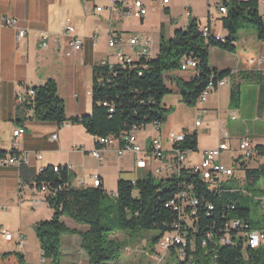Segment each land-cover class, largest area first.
<instances>
[{"label": "crops", "instance_id": "1", "mask_svg": "<svg viewBox=\"0 0 264 264\" xmlns=\"http://www.w3.org/2000/svg\"><path fill=\"white\" fill-rule=\"evenodd\" d=\"M132 1L0 0V152L11 151L12 131L22 127L25 132L18 139L16 156L25 160L22 164L26 170L38 173L47 166H66L72 186L80 187L82 182L83 187H92L94 180L99 179L101 187L114 196L120 179L133 181L148 174L158 178L170 176L172 172L164 169L171 158L170 132L179 136L197 134L196 151L188 153L186 166L198 163L202 152L214 148L226 133L229 148L221 160L233 167L240 184L243 171L235 165L241 154L239 142L248 137L255 147L264 146V37L258 39L252 30L240 31L233 52L217 47L210 49V68L229 73L226 83L215 88L206 101L188 105L181 99L177 82L189 81L197 72L179 69L165 75L169 88L162 101L167 109L166 119L158 127L151 123L135 131L136 141L142 148L139 154L119 155V144L113 142L100 148V158L95 157V138L81 124L37 121L32 118V110L23 106L27 91L51 78L57 84L67 118L89 114L93 66L121 63L118 50L132 62L137 61L140 57L136 47L128 43L134 35L145 42L148 57L158 53L161 33L171 37L176 29L186 28L191 20L197 21L200 27L209 26L222 37L227 35L221 23L223 15L217 9L222 5L221 0H168L166 4L160 0H141L146 13L139 17L125 13L128 8L133 10ZM67 21L82 41L81 49L70 54L64 32ZM20 30L25 32L22 37L17 35ZM110 36L118 39L114 47L108 46ZM233 92L234 100L231 99ZM198 120L200 123L196 125ZM53 134H57L54 140ZM157 136L164 149L161 160L149 152L151 139ZM193 152L197 154L196 161L191 160ZM138 158L145 161V167L137 166ZM251 161L246 162L248 167L264 164V155L259 154ZM20 165H0V229L22 236L24 246L19 247L15 239L5 240L0 232V254L20 251L25 256L31 251L37 258L33 264H48V259L42 260L33 228L35 222L42 220L37 215L46 201L32 208L31 198L43 197V194L37 190L30 174H24V179L21 177ZM156 169L162 171L156 172ZM51 216L50 208L48 218ZM68 219L71 218L62 217L69 228L86 229V225L72 219L75 224L67 225ZM62 244L72 259L70 264H87L77 234H63L60 248ZM78 249L84 254L81 263L73 260Z\"/></svg>", "mask_w": 264, "mask_h": 264}, {"label": "trees", "instance_id": "2", "mask_svg": "<svg viewBox=\"0 0 264 264\" xmlns=\"http://www.w3.org/2000/svg\"><path fill=\"white\" fill-rule=\"evenodd\" d=\"M221 1L227 9L221 18L222 27L227 32L223 40L204 38L197 21L191 20L186 28L176 29L171 37L161 33L158 53L154 57L146 55L130 63L111 65L104 62L93 66L89 114L67 118L57 84L51 78L33 86L32 94L27 91L23 106L32 110V118L37 121L81 124L94 138L112 135L120 140V144L123 133L133 127L140 129L154 122L162 123L167 115L162 101L169 92L165 78L168 72L179 70L187 59L197 61L196 76L189 81L177 82L182 101L188 105L195 104L212 74L219 79L229 73L228 70L210 68L211 48L235 51V42L242 30L254 31L258 39L264 37V15L258 11V0ZM234 96L235 92L231 99L234 100ZM175 147L196 151L197 134L185 135ZM256 148L260 155H264L263 145ZM6 154L0 152V158ZM238 167L250 186L264 176V164L248 167L246 162H241ZM20 173L23 179L24 174H30L35 184L44 183L48 188L56 189L54 194L45 195L52 209L51 218L39 220L33 226L41 257L48 259V264H61L60 243L65 233L79 236L87 264H121L118 254L121 240L114 236L119 231L155 230L157 235L151 238L153 248L159 238H163L171 221L177 218L176 212L166 203L184 183H193V195L198 199L196 213L190 220L191 228L183 227L185 258L178 256L173 262L164 264H264V244L246 249L242 239L231 245H214L210 241L200 243L206 230L211 228L212 232H217V228L230 219L242 220L251 228H264V214L258 200L264 194V188L253 193L250 188L240 187L237 178H230L220 191H213L207 188L198 174L183 168L179 175L160 178L158 182L151 174L134 180V183L120 179L113 196L101 185L72 186L66 166H57L56 171L54 166H47L36 173L32 169L26 170L21 164ZM110 195L111 201L108 200ZM250 204L260 210L257 217H253ZM208 205H212L213 210L209 211ZM63 216L86 225V229L69 228L62 221ZM169 253L176 255L174 250ZM0 264L27 263L22 252L7 251L0 254Z\"/></svg>", "mask_w": 264, "mask_h": 264}, {"label": "built area", "instance_id": "3", "mask_svg": "<svg viewBox=\"0 0 264 264\" xmlns=\"http://www.w3.org/2000/svg\"><path fill=\"white\" fill-rule=\"evenodd\" d=\"M112 3H115L116 0H109ZM162 4L168 3V0H160ZM264 3V0H258V2ZM133 10L128 8L126 14L133 15L136 17L142 16L146 13V8L142 5L141 0L132 1ZM97 10H100L101 7H97ZM218 11L220 14H226V7L224 5L218 6ZM8 24H13L14 21H7ZM199 31L204 38L213 37L216 40H223V37L213 31L209 26H199ZM64 32L68 36V45L70 54L72 51H78L81 49L82 41L76 36L74 32V26L71 22L67 21L64 26ZM24 31L20 30L18 36L22 37ZM118 42L116 37L110 36L108 39V46L114 47ZM128 43L136 47V52L141 56L147 55V48L145 47V42L139 39L138 35H134L128 39ZM117 55L121 63H130L132 62L128 57L124 56L121 50H118ZM197 69V61L194 59L185 60L180 67V70H193ZM226 83V77H221L216 79V76L212 74L210 80L208 81L205 88L202 90L200 95L197 98V101H206L208 95L218 86L224 85ZM29 94H32V90H28ZM24 98V97H23ZM200 123V120L196 121V125ZM156 127L160 123L154 122ZM137 128L133 127L130 131L123 133L121 137V144L118 138H115L112 135L106 137L95 138V143L97 149L93 151L95 157L100 158V148L103 146H109L113 142L119 144L117 153L119 155L123 153H133L139 154L142 152L141 146L137 143L135 137V131ZM24 128L17 127L12 131V148L6 156L0 158V165L7 166L10 164H22L25 163L24 159H20L16 156V147L18 144V139L24 134ZM184 136H179L177 133L170 132L169 140L171 142V158L165 165L164 169L172 172L170 175L176 174L179 175L181 169H188L193 174H198L199 178L207 184V188L213 191H220L222 189L223 183L229 180L230 178H235V172L232 166L225 164L221 158L223 153L228 150L229 145L227 143V134H223V139L219 143L210 149H206L202 152L201 159L196 164H191L186 166L185 163H188V153L191 151L181 150L176 148L175 144L180 142ZM53 140L57 138V134H53L51 137ZM238 148L240 150V156L236 160L235 165H240L241 162L251 161L259 155L257 148L252 144L251 140L248 137L243 138L239 144ZM149 152L155 159L161 160L164 157V149L161 144L160 137H153L150 142ZM138 167H145V161L141 158H138L136 161ZM54 170H57V166H54ZM162 169H156V172H161ZM134 183V180L132 181ZM37 190L43 194V197L33 196L31 198V206L35 208L39 206L45 200V195H52L56 192V189H50L44 183L35 184ZM100 185L99 179H95L93 186ZM80 187H83V183H80ZM194 185L193 183L183 184V187L174 194L173 198L166 203V206L173 209L177 214V218L173 219L169 225V229L165 231V238H159L157 244V254L167 255L171 250H174V253L179 256V258H185L184 248H183V227H190V220L194 217L196 213L195 206L198 204V199L193 195ZM258 200L260 201V206L262 213L264 214V194L261 195ZM208 210H213L212 205H208ZM206 214H209L207 211ZM191 228V227H190ZM3 237L7 241L13 239L16 240V243L19 247L24 246V238L22 236H15L11 231L1 230ZM242 239V244L244 247L255 249L264 244V228H251L247 223L239 219H230L223 222L221 227L217 228V232H212L211 228L206 230L204 236L201 239L200 243H207L210 241L214 245L216 244H225L231 245ZM194 251V250H193ZM165 259V258H164ZM44 260V258H42ZM162 261L161 259L159 260Z\"/></svg>", "mask_w": 264, "mask_h": 264}, {"label": "rangeland", "instance_id": "4", "mask_svg": "<svg viewBox=\"0 0 264 264\" xmlns=\"http://www.w3.org/2000/svg\"><path fill=\"white\" fill-rule=\"evenodd\" d=\"M221 3V1H220ZM258 11L261 15H264V4L262 2H258ZM206 23V20H205ZM243 32V31H242ZM242 32H239L238 36L241 35ZM248 32V31H245ZM191 160L196 161L197 160V154L193 152L191 155ZM253 164V162L251 161ZM155 179V182H158L160 178L153 176ZM240 187L250 188L252 189L253 193H258L259 189L264 188V176L260 177L253 186L248 185L243 177V181L240 182ZM109 193V192H108ZM108 200H112V196H108ZM107 202V201H106ZM250 208L252 209V215L253 217H257L260 213V210H256L253 204H250ZM40 211L38 212L37 217H39L42 220L50 219L48 218V210H50L49 205L47 202H44L42 206H40ZM67 225L75 224L74 221L71 219H68ZM157 235V231L155 230H137V231H119L114 234L116 238L121 240V248L119 250V262L121 264H164L166 261H174L178 256L172 255L168 253L167 255H164L162 257L161 255H158L157 248L154 246L151 248L152 242L151 238ZM62 250V256H61V264H70L72 259L68 257L66 254V250L64 248V245H61ZM157 250V251H156ZM26 256V263L27 264H33L34 260L37 259L35 257V253L28 251L25 253ZM84 254L80 249H78V254L73 259L75 262L81 263L84 259ZM165 258V259H164ZM162 260L161 262L159 260Z\"/></svg>", "mask_w": 264, "mask_h": 264}, {"label": "bare ground", "instance_id": "5", "mask_svg": "<svg viewBox=\"0 0 264 264\" xmlns=\"http://www.w3.org/2000/svg\"><path fill=\"white\" fill-rule=\"evenodd\" d=\"M163 238H165V235L163 236Z\"/></svg>", "mask_w": 264, "mask_h": 264}]
</instances>
